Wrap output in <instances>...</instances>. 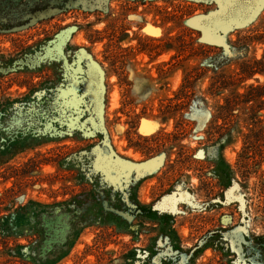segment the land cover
I'll return each instance as SVG.
<instances>
[{"label": "rangeland", "instance_id": "1", "mask_svg": "<svg viewBox=\"0 0 264 264\" xmlns=\"http://www.w3.org/2000/svg\"><path fill=\"white\" fill-rule=\"evenodd\" d=\"M0 264H264V0H0Z\"/></svg>", "mask_w": 264, "mask_h": 264}, {"label": "bare ground", "instance_id": "2", "mask_svg": "<svg viewBox=\"0 0 264 264\" xmlns=\"http://www.w3.org/2000/svg\"><path fill=\"white\" fill-rule=\"evenodd\" d=\"M144 131V130H143ZM132 152V151H131ZM138 154V153H137ZM137 156V155H136ZM138 156H139V154H138Z\"/></svg>", "mask_w": 264, "mask_h": 264}]
</instances>
